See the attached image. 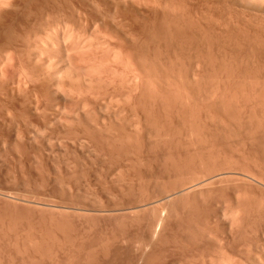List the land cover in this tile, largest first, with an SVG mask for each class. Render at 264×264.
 <instances>
[{
  "label": "bare ground",
  "instance_id": "1",
  "mask_svg": "<svg viewBox=\"0 0 264 264\" xmlns=\"http://www.w3.org/2000/svg\"><path fill=\"white\" fill-rule=\"evenodd\" d=\"M263 100L264 0H0V159L3 164L6 159L9 166L12 164L14 171L8 172H18L17 166L21 160H26L28 164L33 163V160L45 161L42 162L43 166L40 163L37 167H41L40 171L42 167L47 169L49 159H64L66 163L79 160L83 162L81 168H84V171L80 166L78 168L83 172H87L83 159L92 162L102 160L103 163L110 159L139 163L147 158L150 162L149 158L152 157V160L160 161V167L155 166L153 171L148 169L147 174L137 172L138 176L135 177L145 176L144 179H133L129 176L133 171L120 176L115 172L119 169H114L110 174L107 170V173L104 172L106 175L101 173L107 178V183H112L115 179L112 182L111 179L116 177V181H122L124 186L138 180L140 183L149 180V187L157 184V198L154 196L156 191L151 194L157 202L154 206L156 212L152 211L155 205H152L153 198L144 197L145 190V194L141 195L147 186L144 182L142 192L139 190L140 194L136 195L137 199L141 198L140 195L144 199L142 197L137 202L133 196L132 200L127 198L128 202L136 201L138 205L134 203L135 207L132 202L135 212L130 205L133 211L124 215L128 217L137 212L136 215H141L140 217L129 216L130 220L126 217L129 221L123 222L127 221L123 217L126 213L123 212L125 206L128 209L126 199L119 202V205L125 204L123 214L114 210L117 208L118 211L119 205L113 209L118 204L117 201L115 205L108 207L111 208L108 210H114L115 214L110 212L114 218L118 219L122 215L123 221L118 219L117 223H124V232H120L123 228L119 224L122 228L118 229L120 233L116 230L118 233L115 231L110 236L109 232L110 237L105 235V239L103 235L97 237L99 233H94L96 238L93 235L94 239L87 240L90 242L78 239L80 241L77 244L74 242V247L73 244L68 245L73 247L69 250L68 246L61 244L60 237H54L57 243L53 240L56 245L53 247L55 249L51 250L54 251L52 256L55 258L51 257L55 260L52 262V258H49L51 261L47 262L60 264L64 260L63 264H71L67 258L74 254L78 258L76 264L91 263V255L96 256L93 257L96 263L99 258L103 260L104 257H110L108 262H112L111 264L117 262L115 259L120 264L124 259L126 264H205V261L207 264H243L247 256L249 257L245 261L246 264H264V242L261 243L263 245L260 251L257 249V243H251L253 246L257 244L256 248H252L255 253H260L256 254V257L253 256L255 253H247L243 261H240L243 256L239 257L241 253L238 255L237 249L243 253L242 250L247 248L249 251L252 245L242 244L244 240L240 246L235 243L236 239H245L252 231L256 236L254 232L258 231L255 229L261 228L262 232L264 226V206L254 203L255 198L264 199ZM218 138L226 140L224 145L232 139V146L235 142L236 149L242 147L238 149H241L239 159L226 160L227 163H223L226 168L222 164V169L220 167L219 170H216L219 165L216 168V165L212 166L214 172L205 168L208 173L201 168L199 172V169H195L196 165L207 163V159L209 161L205 154L209 151L220 152L222 144L220 147L217 144L222 140L219 141ZM215 144L220 150H214L217 147ZM70 158L74 161L69 162ZM9 160H14V164L20 161L15 165L18 169ZM24 163L23 166L20 165L22 169H19V172L24 173L27 170H23ZM103 163L101 166H104ZM0 165L3 167L7 163ZM34 165H29L32 170L36 168ZM57 165L55 169H58ZM73 166L74 164L65 166L64 169L70 167L68 170L71 171V167L76 168ZM48 169L45 170L47 174L44 171L41 174L37 170L32 174L33 171L29 173V169L25 174L29 173L33 178L37 173L42 175H39V179L36 176L37 180L33 179V182L37 181L36 189L39 190L47 187L43 184L45 181L52 180L47 178L48 180L43 181V178L47 177L44 173L50 176L52 172L54 175L52 169ZM74 170L72 172L76 174L83 173ZM66 173L64 172L66 177L61 172L60 176H54L55 178L63 175L64 179L55 180L52 177V181H60L59 186L67 189L72 188L73 184L72 191L77 181L83 184L82 179L86 183L90 180V185L94 175L99 174L93 173L90 179V172L78 176L69 172L75 177ZM2 174L8 175L4 171L0 175ZM131 174L133 176V173ZM18 175L22 173L17 174L19 180ZM26 175L25 179L32 180L30 175ZM114 175L115 177H112ZM9 176L3 178L8 181ZM12 177L13 182L10 181ZM12 177L9 180L11 183L20 182L17 177ZM97 177H94L93 181L98 180ZM225 177V180L235 179L242 183L243 192L238 194L237 191L229 190V193L224 192L227 196L221 195L223 198L218 195L224 191L220 184ZM3 178L1 179L4 180ZM25 179V182L22 181L24 184L31 183ZM87 179L89 180L86 181ZM5 180L2 183L6 184ZM38 180L42 182L41 188ZM151 180L156 184L150 182ZM48 182H45L46 185ZM79 182L76 184L78 188L82 186ZM86 183L83 185L86 186ZM112 184L116 186L118 183ZM131 185L129 188L137 187L138 184L136 182V186L135 183L133 187ZM219 185L220 190L217 187ZM1 186L3 187V184H0ZM90 186L83 190L92 193L93 191L88 192ZM2 187L0 190H3ZM77 187V191H80ZM146 188L148 192L151 189ZM71 190L69 189L70 193ZM153 190H150L149 195ZM6 193L12 194L8 191ZM6 193L0 192V200L5 205L8 202L10 208L12 206L11 210H28V205L21 207L24 204H20L21 201L18 202L20 208L16 206V209V199L12 200L10 194L12 199H9V202ZM78 193L77 196L80 197V192L76 194ZM149 195L147 197H150ZM77 196H71V199H79ZM19 197L21 196H18L17 200ZM93 197L94 202H97L96 199L100 200L99 193ZM221 198L225 201L227 199V202H223ZM228 201L230 204L226 205ZM3 203L0 204L7 209ZM93 204L95 203H92V206ZM99 204L100 202L97 205ZM48 205L54 207L56 204ZM100 207L98 208L104 212L107 210L103 209L104 205ZM145 207H148V211ZM33 208L41 212L45 210L42 211L43 207ZM50 210L56 211L57 208ZM60 210L56 212L64 211ZM143 210L148 213L150 210L154 215L149 217ZM1 211L4 212L3 209ZM1 215L0 264H36L40 261L39 258L49 255H42L45 249L38 251L43 247L44 242L41 243V240L44 236L31 238L26 230L28 227L20 229L21 231L17 228L10 233L11 224L4 219L3 222ZM5 215L6 213H3V218L6 217L9 221ZM115 221L113 220L111 225L113 227L115 224L114 227L118 228L119 225H116ZM206 221L208 228L213 223L216 224V229L211 227L213 230L207 231V227H204ZM254 224L255 227L251 226ZM55 225L52 226L58 230L60 224ZM112 227L109 228L110 231L115 230ZM254 235L249 238L253 239ZM209 236L222 240L214 239L218 243L221 241L219 244H213L214 240L210 243L216 245V248L219 245L217 249L220 253L217 257V251L213 250L216 257L214 260L211 258L214 253L209 254L212 249L209 247V251L204 247L208 244L206 241L211 242L213 239L208 240ZM236 244L238 246H235ZM242 245L246 247L243 246V249ZM202 246L209 251L208 254L204 255L205 250L200 249ZM192 248L200 249V253L204 252L200 254L197 251L202 258L195 253V249L194 252L191 251L196 255L192 258V253L188 254ZM46 250L49 252L50 247ZM153 252H157L158 256ZM233 252L238 255L235 254V258L242 259L233 258ZM228 253L231 255L228 256ZM120 255H124V259H121ZM34 256L39 257L37 262L34 261ZM61 256L65 259H61ZM152 256H155L154 259L157 257V260ZM194 256H198L199 261ZM203 256H208L207 260L203 259ZM39 264L44 263L40 261Z\"/></svg>",
  "mask_w": 264,
  "mask_h": 264
},
{
  "label": "rangeland",
  "instance_id": "2",
  "mask_svg": "<svg viewBox=\"0 0 264 264\" xmlns=\"http://www.w3.org/2000/svg\"><path fill=\"white\" fill-rule=\"evenodd\" d=\"M262 99H263V97H262ZM263 101H264V100H263ZM210 111L213 112L212 110H210ZM263 113H264V112H263ZM211 114H214V113H211ZM215 115H216V114H215ZM215 115H214V117H215ZM212 117H213V115H212ZM235 124H236V123H235ZM234 135H236V134H234ZM212 137H214V136H212ZM216 138H217V137H216ZM233 138H234V136H233ZM212 139H214V138H212ZM218 139H219V138H218ZM216 140H217V139H216ZM216 140L214 139V141H216ZM221 140L224 141V142H222ZM221 140L219 139V141H221L222 143L218 141L220 144H217L218 142H216V144L219 145V147H220L221 144L223 145V147H222V145H221V147H220L221 150H220V149H217L218 146H217L216 144H215V145H216L217 147L214 149L215 151H216V149H217V150H220V152L218 151V152H211V153H210V151H209L208 154H205V156H208V157H209V161H208V159H207V163H206V162H205L206 164L203 163L204 166H202L203 164H200V165H199V164L197 163L199 166L196 165L197 168L195 167V169H197V170L199 169V170H198L199 172H201V171H200V168L203 169L204 172H206L205 169H206L207 171L210 172V170H212V168H213L212 166L216 165V166H214V167L216 168V167H218V165H219V167L216 168V170H219L220 167H221L220 165H222L224 162L227 163L226 160H232V159H233V160H234V159L237 160L236 158H238V156L240 157L239 154H240V150H241V149H240L239 151H238V149H239V148H242V147H239V148L237 147V149H236V145H235L236 143H235V142L233 143L234 145L232 146L231 143H230L232 139H231V140L229 139L230 141L228 140L229 143L226 142L227 145H224V144H225V141H226L225 139H221ZM233 141H234V140H233ZM233 141H232V142H233ZM223 143H224V144H223ZM234 146H235V147H234ZM241 153L243 154V151H241ZM210 157H212L213 159H211ZM147 159H148V158H147ZM147 159H146V161H143V162L140 161L141 163H140L139 161H138L139 163H136L137 161H136V162H134V161L132 162V160H129V161L126 160L127 162L124 161V160H123L124 162H122V160L119 161V160H116V159H115V160L110 159V160H112V161L107 160L108 162H107L106 160H104V162L106 161L107 164H106V162L103 163V161L100 160V162L102 161V163L104 164V166H101L102 163H100L99 160H98L97 162H96L94 159H93L94 162H92L91 160H90V161H89V160L86 161V159H83V160H85L84 162L86 163V165H85V170H86L88 173L90 172L89 174L91 175V176L89 177V175L87 174V175H86V176H87L86 178L89 177V178L91 179V177H93V175H94L93 173H99V174L101 175V173L103 174L105 171H106V173H107V170H109V173H108V174H110V172H112V173L114 172V169H116V170L119 169V171L117 170V171H115V172L118 173L120 176H121L122 174H127V173L129 174L131 171H133V172H131V173H133V176H132L131 173L129 174V176H131L132 178H133V177L136 178L135 175L138 176L137 172H138V173L140 172V174H143V172H144V174H147V173H148V169H151V171H153L154 169L160 167V166H159V165H160V161H159V160H156V159H155V160H152V157H150V158H149V159H150V162H148ZM153 159H154V158H153ZM238 159H239V158H238ZM6 160H7V159H6ZM6 160H4V163H5V164H3V161L0 159V161H1L0 164L2 163V165H6V163H7V165H8V160H7V161H6ZM49 160H50V161L46 160V162L48 161V162H47V163H48L47 169H48V167L51 166V164H52L53 161H55V162L57 161V163L53 162V166H55V167L52 166V168L50 167V168L48 169V170H51V169H52L51 171H53V174H54V175H52V172L50 171V172H51V175H50V176H49V175H46L47 173L45 172V170H47V169H45L44 167H42V171H40V170H41V167H40V169H39V168L37 169V167L40 166V163L45 162V161H42V162H41V160H40V161L37 160V162H36V161L34 162V160H33V163L28 164L29 162H27L26 160H25V161L21 160V163H22V164L20 163L19 165L16 164V163L18 162L17 160H15V162L17 161L15 164H14V160H9V162L11 161V163H13L14 166H15V165H16V166L18 165L17 167H18L20 170L22 169V168H20V165L23 166V163L25 162V163H24V169H23V170H26V169L28 170V169H29V173H31V171H33L32 174H35L34 171H36V170H37V172L40 171V173L44 171V172L46 173V174L44 173V175L47 176V177H44V176H43V177H44V178H43V179H44L43 181L48 180L47 178L52 179V180H54V179H55V180H62V179H64V177H66L65 174H64V172H65V173H66V172L68 173V174L66 173V175H70V176L72 175V176H74L73 174H76V172L74 173V172H72V170H74V169H76V171L80 170L78 167L80 166V168H81L82 163H83V162H79V160H77L78 162L72 163V162H70V161H72L73 159L71 160V158H70L69 162H70L72 165L74 164V166H75L76 168H72V167H71V171H69V170H70V169H69L70 167L68 168L69 170L66 168L69 172L73 173V174H71V173L69 174V172H68L67 170H65L64 168H65V166H72V165H70V163H66L64 159H60V161H59L58 159H55V160H52V161H51V159H49ZM80 160L82 161V159H80ZM235 160H234V161H235ZM5 161H6V162H5ZM12 161H13V162H12ZM67 161H68V159H67ZM73 161H74V160H73ZM130 161H131V162H130ZM19 162H20V161H19ZM19 162H18V163H19ZM30 162H32V161H30ZM38 162H39V165H37ZM50 162H51V163H50ZM230 162H233V161H230ZM26 163H27V164H26ZM54 163H55V164H54ZM123 163H124V164H123ZM9 164H10V163H9ZM25 164H26V165H25ZM32 164H35V165H36V168H35V165H34V168H35L34 170H32L33 168L31 169V166H29V165H32ZM43 164H44V163H42L41 166H43ZM57 164H58V165H57ZM66 164H67V165H66ZM68 164H69V165H68ZM118 164H119V165H120V164L122 165V166H119V167H123V166L125 167V166H126V168L123 167V169H120L118 166L115 167V165H118ZM158 164H159V165H158ZM7 165H6V166H3V167L0 165V171H1V172L4 171V173H8V175L2 174V176H3V175H4V176H9V174L12 173V172H8V170H10V171L13 170V171H14V168H13L12 164H11L12 167L8 165L9 168L7 167ZM56 165L58 166V167H57L58 169H55V168H56ZM223 165H224V164H223ZM223 165H222V166H223ZM16 166H15V167H16ZM74 166H73V167H74ZM98 166H99V167H98ZM155 166H156V168H154ZM1 167H2V168L6 167L7 170H6V168H4L5 170L2 171V168H1ZM10 167H11L12 169H11ZM17 167H16V168H17ZM27 167H28V168H27ZM45 167H46V166H45ZM83 167H84V165H83ZM117 167H118V168H117ZM150 167H152V168H150ZM224 167H225V165H224ZM18 168H17V169H18ZM53 168H54V170H53ZM153 168H154V169H153ZM204 168H205V169H204ZM225 168H226V167H225ZM19 169H18V172H19ZM30 169H31V171H30ZM81 169H82V168H81ZM83 169H84V168H83ZM83 169H82V170H83ZM221 169H222V167H221ZM27 170H26V171H27ZM56 170H57V171L59 170V171L64 175V177L62 178L63 175H61V177H55V178H54L55 175L58 176L59 173H60V172L58 173ZM64 170H65V171H64ZM82 170H80V172H83V171H84V170H83V171H82ZM110 170H111V171H110ZM146 170H147V172H146ZM192 170L195 171L194 169H192ZM5 171H6V172H5ZM26 171H25V172H26ZM63 171H64V172H63ZM74 171H75V170H74ZM134 171H135V173H134ZM212 171H213V170H212ZM1 172H0V174H1ZM15 172H16L17 174H19V173L21 174V173H22V175H20V176L18 175V176L20 177L19 180H18L17 174L13 172V173L15 174V175H14V174L12 173V175H13L14 177H17L16 179H17L18 181H20L21 183H20V182H16L17 180H16V181L14 180L16 183H14V184L11 183L10 181L13 180V177H12L11 174H10V176L8 177L9 179L7 178L8 181L4 179V178H5L4 176H3V177H4V178H3V177L0 175L1 178H3V179L6 181V184H4V183H2V181L4 182V180H2V179L0 178V179H1V180H0V181H1L0 184H1V185L3 184V187L1 186L3 190H0V192H1V191H2V193H6L7 191H8V192H12V194H11V193H9V194L6 193V195L9 196V195L11 194V196L13 197V199H12L11 196L7 197V198H8L7 200H8L9 202H11V200H9V199H12V200L16 199V200H15V201H17L16 203H18V202H20V201H21L20 204L24 203V204L21 205L22 208H25V206L28 205L29 208H30V206H31L30 209H32V210H30V209L28 208L27 211H23V212L21 211V212H19V211L21 210V208H20V204L18 203V204H19V206H18V204L15 205V203H14L15 206H14L13 204H12V205H13L16 209H17V207L20 208L19 210H17V212H18V213H17V212H15L16 210H15V211L11 210V209H12V206H11V208H10V204H9L8 202H6V201H7L6 198L3 197V198L5 199L4 201L6 202V205H5V203L1 202L2 200H0V203H3L4 206L7 207V209H9V211L12 212V213L8 212V210H7L6 208L4 209V207H2V205L0 204V205H1L0 208H2L3 211H4V210H5V211L7 210V212L4 211L3 213H6V215L9 213L7 216H8V219H9L10 222L7 221V218H6V217L3 218V216H2L3 213H2V211H1L2 209L0 210V212L2 213V215H1V213H0V215H1V217H2L1 219H2L3 222H4V220H5V221L8 222L9 224H11V230H10V233H13L17 228H18V230H20V229L23 230L22 228H24V227L27 228V227H28L26 230H28V235H29L31 238H37V239H38V238H39L38 236H41V235L45 237L44 239H42V240H44V241L41 240V243L44 242V243H43V247L38 246V249H39V247H40V249H39L38 251L41 252V250H43V249L46 250V249H48V248L50 247L49 252H48L47 250H46V251L44 250V252L42 251L43 254L41 253L42 255H44V254H49V255H47L48 257H47L46 255H44L45 257L43 256V257H41V258H39V257H35V256H34L36 260H34V258H32V259H33L34 261H36V262L40 259L41 263H44V264L50 263L51 260H52V262H53V260H55V259H54L55 257L52 256L54 251L51 250V249H53V247H55V245H56L55 242L57 243V241H55L54 237H55V238H56V237H60V238L62 239V240H61V239L59 238V240L61 241V244L64 245L65 247H67L69 244L72 245L74 242H75V244H77L81 239H82L83 241L85 240L84 242H90V241H87V240H91V239L93 238L94 233H96V234L99 233V234H97V237H99V235H103V238H104L105 235H106V237H107V235H108L107 238H109L110 236L113 235V234H111V233H114L116 230L119 232V230H122V228H123V231H120V232L122 233V232H124V227H123V226H124V223H121V222L123 221L122 218H123V217L126 218L127 216H124V215H125V214L127 215L128 212L131 213V211H133V210H134V212H135V210H136V209H134V208L136 207L135 205H138V204H136V201L138 202V200H139V201L141 200V198L143 197V196H141V195H144V194H145V193H144V190L146 191V194L148 193V194H147V196H148L150 190H151V189H154L153 191H151V193H150V195H149L150 197H147L146 194H145V196H144V197H146V198H150V199L153 198V197H152L153 195L151 196L152 192L154 193V191H156V193H157V190H155V188H157V184L155 183V181L153 182V180H151L150 182H153V184L155 183L156 186H155V185H152L153 187H152V186L149 187V184H150V183H148L149 180H146V181L143 180L144 182L147 183V186H145V188L143 189V194H141V195L139 196V197H141V198H140V199H137L138 196H136V195H137V194H138V195L140 194V193H138V192H139V190L141 191V190H142L141 188L144 187V185H145V184H143L144 182L140 183L139 180H138V181H133V183H135L134 186H136V182H137V184H138L137 187H133V186H132L133 183H130V184H132L131 187H133V188H129V185H130V184H127V183H126L128 186H127L126 184H125V186H124V183H122V181H120V183H119V181H118V182L116 181L117 178H116L115 175H114V176H112V177H115V178L111 179V182L115 179V181H113V182L118 183V184H116V186H114L115 184H112L113 182L110 183V182L108 181L110 184L107 183V178H104V177H103V176L106 175L105 173H104L105 175H101V176H102V179H100L101 176H99V174H95V175H98L99 179H98L97 176L94 175L95 179H96V177H97L98 180L93 181V179H94V177H93V179H91L92 181H91V183H90L91 186L89 185V182H90L89 179L86 180V181L89 180L88 183H86L85 180H83V179L81 180V181H84L83 184H84V183L87 184L86 186L83 185V184H81L82 182L80 183L79 181H77V182H79V184H81L82 186H85V187H83L84 189H85L87 186H90V188L88 187L90 190L87 189L88 192H92V191L94 192V191L96 190V191H98L97 194H95L96 191H95L94 193H93V192H92V193H86V192H87V191H85L86 189L83 190L82 186H80V185H79V186H80L81 188L79 187V188H80V189H79V188L77 187V185H76V184H78L77 182H76V184L74 183V186L77 187L78 190H80V191H77V189H76L75 187H74V190L72 191V190H71V189H73V184H72V185H71L72 188H69V189L72 191L71 193L69 192V189H67V188H65V187H62V186H59V185H60V181H56V182L54 181V182L56 183V185H55V183H54L52 180H51V181L48 180V181H50V182L45 181V182H48L50 185H49V184L46 185V183L44 182L43 184H44L45 186H47V187L44 186L45 188H43V187L41 186V184H42V182H43L42 179L40 180V181H42V182H40L39 180H38V181H39V183H40V186H39V187H40V188L42 187L43 189L41 188V189L38 190V189H36V188H37V187H36V184H37L36 182H37V181H35V180H37V177H38V179H39V177H40L39 175H41L42 173H41V174H40V173H37V174H38V175L36 174L37 177L34 175L36 179L33 178V176L30 175L29 173H26V174L30 175V177H31V179H32V180H30V179L28 178V180H27V179H25V178L27 177V175L25 174V172H24V173H23V172H19V173H18L17 171H15ZM54 172H57V173H54ZM87 172H83V173L86 174ZM141 172H142V173H141ZM149 172H150V171H149ZM213 172H214V171H213ZM217 172H218V171H217ZM217 172H216V173H217ZM83 173H78V172H77L76 175L78 176V175L83 174ZM206 173H208V172H206ZM218 173H219V172H218ZM48 174H50V173H48ZM57 174H58V175H57ZM108 174H107V175H108ZM128 174H127V175H128ZM24 175H26V177H25ZM41 176H42V175H41ZM59 176H60V175H59ZM77 176H76V177H77ZM143 176H144V175H143ZM10 177H12V179H11ZM24 177H25V178H24ZM28 177H29V176H28ZM52 177H53L54 179H53ZM74 177H75V176H74ZM118 177H119V176H118ZM139 177H140V176H139ZM139 177H137V178H139ZM23 178H24L26 181H29V182H31V183H28V185H26V183L24 184L25 181H24ZM56 178H57V179H56ZM59 178H60V179H59ZM103 178L106 180V182L103 180ZM134 178H133V179H134ZM137 178H136L135 180H137ZM140 178H141V177H140ZM144 178H146V177L144 176V177L141 178V179H144ZM10 179H11V180H10ZM14 179H15V178H14ZM33 179H35V180H34L35 182H33ZM141 179H140V180H141ZM225 179H226V177L224 178V181L222 182V184H220V185L222 186V188L224 189V191H222L223 189L221 188V191H222L223 193H221V192L219 191V190H220L219 187H221V186H220V185L217 186L218 189H219L218 191L220 192V193H218V195L221 196L222 194H224L225 196H227V195H228L227 193H229L230 191H237L238 194H239L240 192H243V190H244L243 187H244V186L242 185V183L240 184V182L237 181V180H235V179H233V180H231V179H230V180H229V179L225 180ZM9 180H10V181H9ZM72 180H74V179H72ZM108 180H110V179H108ZM222 180H223V179H222ZM22 181H24V182H22ZM141 181H142V180H141ZM12 182H13V181H12ZM52 182H53V183H52ZM57 182H58V183H57ZM73 182H74V181H73ZM17 183H20V184H17ZM39 183H38V184H39ZM21 184H22V185H21ZM23 184H24V185H23ZM51 184H52V185H51ZM57 184H58V185H57ZM140 184H143V185H140ZM151 184H152V183H151ZM126 186H127V187H126ZM139 186H141L140 189H139ZM142 186H143V187H142ZM1 187H0V188H1ZM39 187H38V188H39ZM146 187H148L149 189L151 188L150 190L148 189L149 192L147 191V188H146ZM94 188H95V189H94ZM128 188H129L130 190H131V189H133V190H131V191L129 190V191H128ZM134 188H136V189L138 188V190H136V189H134ZM91 189H92V190H91ZM75 190H76L77 192H80V197L77 196V195H79V193H78V194H76L77 192L74 193ZM81 190H82V191H81ZM229 190H230V191H229ZM218 191H217V192H218ZM226 191H228V192L225 194L224 192H226ZM81 192H82V193H81ZM84 192H85L86 194H84ZM141 192H142V191H141ZM13 193H15V194L13 195ZM69 193H70V194H69ZM98 193H99V197H98V198H100L101 201H100L99 199H96L97 202H94L93 200L95 199L94 197H96V196L93 197V195H98ZM16 194H17V197H18V196H21V197H19V199H18L19 201L17 200ZM73 194H74V195H73ZM75 194H76V195H75ZM88 194H90V195L93 194V195H91V196L89 195V196H88ZM154 194H155V193H154ZM156 195L158 196V193L155 194L154 196H156ZM71 196H74L75 198H76V196H77L79 199H76V200H78V201H76L75 198H73V200H72V199H71ZM132 196L134 197V199L137 197V198H136L137 200L134 201V202H133V201L128 202V201H129L128 199L131 198ZM157 196H156L155 198H157ZM220 196H218V198H219ZM10 197H11V198H10ZM14 197H16V198H14ZM22 197H23L24 199L26 198L27 201L24 200ZM144 197H143V199H144ZM221 197H222V196H221ZM263 197H264V196H263ZM3 198H1V199H3ZM20 198H22L23 200H22V199L20 200ZM96 198H97V197H96ZM127 198H128V199H127ZM146 198H145V199H146ZM155 198H153V201H154ZM222 198H223V197H222ZM222 198H221V199H222ZM225 198H226V197H225ZM125 199L127 200V203H129V204L126 203V205H128V209H127V206H125L126 208L123 206V205H125L124 203H122V205H119V204H120L119 202H122V200H125ZM134 199H133V200H134ZM221 199H219V200H220L219 202H221ZM126 200H125V201H126ZM131 200H132V198H131ZM155 200H156V199H155ZM222 200H223V199H222ZM15 201H14V202H15ZM24 201H26V203H29V202H30V203H29V204H26ZM116 201L118 202V204H116V203H117ZM153 201H152V202H153ZM255 201H256V202H254V203H256V204L258 203L260 206H264V199L258 197V198H255ZM33 202H36L37 204H36V203H33ZM99 202H100L101 205L103 204L104 207H103V205L100 207V206H99L100 204L97 205ZM101 202H103V203H101ZM123 202H124V201H123ZM132 202H133V203H132ZM150 202H151V201H150ZM223 202H227V199H226V201L223 200ZM7 203H8L9 205H7ZM92 203H95V204L97 203V204H96L97 207H95V206H96L95 204H93V206H92ZM114 203L116 204V206H114L113 209L119 205V209H118V211H117V208L114 209L115 212H117V213H119V211H120L119 214H123V213H122V209L125 208V210L123 209V212H126V213L123 214V217H122V215H121L122 218H121V217L118 218V215L116 216L118 219H121V220H120V221H121L120 223H117V222H119V220L116 219V218H114V217L112 216L113 214H115V213H114V210H113V209H112V210H108V209H111V208H108V207H109V206H113L112 204H114ZM131 203H132L133 205H134V203H135V205H134L135 207H134V208H133V206L131 205ZM155 203H157V202L154 201V203H152V205L155 204ZM40 204H41V205H40ZM42 204H43L44 206L46 205L47 207H46V206L44 207ZM48 204H51V205H55V204H56L57 206L55 205V206L53 207V206H50V205H48ZM115 204H114V205H115ZM219 204H220V203H219ZM219 204H218V205H219ZM221 204H222V203H221ZM221 204H220V205H221ZM228 204H230L229 201H228V203H226V205H228ZM23 205H25V206H23ZM58 205H59V206H58ZM90 205H91V207H90ZM94 205H95V206H94ZM130 205L132 206V209H133V210L131 209V206H130ZM220 205H219V206H220ZM224 205H225V203H224ZM224 205H223V206H224ZM8 206H9V208H8ZM16 206H17V207H16ZM62 206H63V208H62ZM105 206H107V207H105ZM121 206H123V207H121ZM129 206H130V208H129ZM154 206H156V204L153 205V209H152V207H151L152 211L155 210V209H154V208H155ZM26 207H27V206H26ZM33 207H40V208L43 207V208H42V211H43V209H45V210H44L43 212H41V211H36L37 208L34 210ZM59 207H60L61 210L59 209ZM92 207H93V208L95 207V208L93 209ZM98 207H100V208L103 207V209L105 208V210L107 209V210H106L107 212H106V211L104 212V210L99 209ZM120 207H121V209H120ZM148 207H149V209H150V206H148ZM148 207H145V209L147 210ZM15 208H13V209H15ZM40 208H39V209H40ZM46 208H47V210H46ZM49 208H50V209H51V208H54V210L57 208V210H60V211H63V210H64V211H65V210L67 211L68 208H69V210L67 211V212H69V214H66V213H67L66 211H65L66 213L63 211V212H60V213H61V214H60V213H57V212H59V211H57V210H56L57 212H56V211H53V210L51 211ZM26 209H27V208H26ZM39 209H38V210H39ZM95 209H96V210H95ZM98 209H99V210H98ZM130 209H131V210H130ZM151 209H150V210H151ZM29 210H30V211H29ZM40 210H41V209H40ZM97 210H98V212H97ZM100 210L103 211L104 213H103V212L101 213ZM126 210H129V211H126ZM138 210L141 211L142 209H141V210H140V209H137V211H138ZM150 210H149L150 213L145 212L144 210H143L142 212H145V213H146L145 215L148 214L149 217H150V215H151V217H152L154 214H151L152 211H150ZM108 211H109V212H108ZM112 211H113V212H112ZM147 211H148V210H147ZM14 212H15L16 214H15ZM110 212H112L113 214H111ZM154 212H156V210H155ZM154 212H153V213H154ZM62 213H63V214H62ZM64 213H65V214H64ZM130 213H129V214H130ZM140 213H141V212H140ZM110 214H111V215H110ZM132 214H133V213H132ZM136 214H137V212L134 213L133 215L135 216ZM141 214H142V213H141ZM6 215H5V216H6ZM109 215L111 216L110 218H109ZM133 215L130 214V215H128L127 218H129V216H133ZM114 216H115V215H114ZM119 216H120V215H119ZM136 216H137V215H136ZM138 216H139V215H138ZM138 216H137V217H138ZM140 216H141V215H140ZM140 216H139V217H140ZM142 216H143V214H142ZM148 216H145V217H148ZM143 217H144V216H143ZM149 217H148V218H149ZM5 218H6V219H5ZM111 218H112L114 221H115V219H116V221H115L116 225H119V224H120L121 226L123 225L122 228H121L120 225H119L120 227L118 226V228H117V226L114 227L115 224L112 223V224H114L113 227L115 228V230L112 229L111 231H113V232H111V231L109 230V228L111 229V227H112L111 222H112L113 220H110ZM127 218H126L127 221L124 220L123 222H128V221L130 220V218H129V220H128ZM132 218H134V217H131V219H132ZM3 219H4V220H3ZM6 222H5V223H6ZM206 222H207V221H206ZM206 222L204 223V225H205V224H208V222H207V223H206ZM209 222H210V221H209ZM8 223H6V225H7ZM53 223L56 224V225H57L58 223L60 224V226H58V230H56L57 227H56V229H55V227H53V226H54ZM263 223H264V222H263ZM263 223H262V226L264 225ZM52 225H53V226H52ZM56 225H55V226H56ZM209 225H210V224H209ZM257 225H258V224H257ZM109 226H111V227H109ZM210 226L213 227V228H215L216 224L214 225V224L212 223ZM251 226H254V227H255V224H254V225H251ZM260 226H261V224H260ZM51 227H53L55 230H54L53 228H51ZM113 227H112V228H113ZM204 227H207V226L205 225ZM211 227H209V228L207 227V229H208L207 231H209V230L212 231L213 228L210 229ZM256 227H257V226H256ZM258 227H259V226H258ZM59 228H60V229H59ZM120 228H121V229H120ZM252 228H253V227H252ZM24 229H25V228H24ZM118 229H119V230H118ZM215 229H216V228H215ZM215 229H214V230H215ZM253 229H254V228H253ZM262 229H263L262 232H261V228H260V230H259V228H258V230H257V228L255 229L256 231H258V232H254V233L256 234V236L252 233L253 231L251 230L252 232H250L249 235H248V234L246 235V237L248 236L247 238L245 237V239H244V238H241V239L238 238V239H236V240H235L236 242H235V241H234V242H235V243H238L239 246L241 245L240 243L243 242L242 240H244V242H243L242 244H247L248 246H250V245H252V246H250V249H249V251H248L247 248H245L246 246H245V245H242L241 247L245 246V247H243V249H244V248L246 249V250H242L243 253H242V252H239L238 249H237V252H238L237 254L240 255V253H241V255H240L239 257H242V256H243V257H242L243 259L240 258V259H242V260L237 259V258H239V257H237L238 255L236 254V252H235V254L237 255V256H236L237 258L234 257V256H235L234 252H233V255H232L233 258H235V259H237V260H240V261H243L244 258H245V256H247V253L250 254V255L255 253V250H253V248H256L255 246H256L257 244L259 245V248H258V245H257V249L259 250V249L261 248V246L264 244V243H263V242H264V241H263V239H264V226L262 227ZM21 230H20V231H21ZM117 231H116V233H118ZM259 231H260V232H259ZM17 232H19V231H17ZM17 232H16V233H17ZM109 232H110V234H111L110 236H109ZM120 232H119V233H120ZM251 233H252V234H251ZM262 233H263V234H262ZM96 234L94 235V237L96 236ZM250 234H251V235H254L255 237H254L253 239H252L251 237L249 238V236H251ZM213 237H214V236H213ZM213 237L209 236V237H208V240H209V238L212 239ZM243 237H244V236H243ZM252 237H253V236H252ZM42 238H43V237H42ZM95 238H96V237H95ZM101 238H102V237H101ZM101 238H99V239H101ZM216 238H217V237H215V238H213L212 240H210L211 242L206 241V242L208 243V244H207V243H206V244L209 245L208 248H207V245H206V246L204 245V247H206V250L209 249V247H210V248L212 249V251H210L211 249H209L210 252H209V251H206L205 248H204L203 246H202V247H203L204 249L199 247L202 251L205 250V254H204V255H206L207 252H209V254L212 255L211 252L214 253L215 251H213V250H216V251H217V253H216V254H217L216 257L218 256V253H220V251L218 252V249H217V248L219 247V245H217V248H216V245H214V246H215V247H214L213 244H215V243L217 244L218 242H216V241H217L218 239H220V238H217V239H216ZM248 238H249V239H248ZM37 239H36V240H37ZM78 239H80V240H78ZM93 239H94V238H93ZM104 239H105V238H104ZM214 239H215L216 241H215ZM246 239H248V241H250L249 244L247 243L248 241L246 242ZM53 240H54L55 242H54ZM205 240H207V239H205ZM213 240H214L215 242H214ZM220 240H221V239H220ZM239 240H241V241H239ZM258 240H260V241H259V242H256V241H258ZM83 241H81V242H83ZM212 241H213L214 243H213V244H210V243H212ZM218 241H219V240H218ZM221 241H222V240H221ZM221 241H220V242H221ZM251 241H252V242H251ZM254 241H255V242H254ZM38 242H39V241H38ZM220 242H219V243H220ZM245 242H246V243H245ZM39 243H40V242H39ZM41 243H40V244H41ZM219 243H218V244H219ZM223 243H224V241H223ZM235 243H234V244H235ZM251 243H257V244H256V245L254 244V246H253V244H251ZM261 243H263V244L261 245ZM45 244H46L47 246H48V245H49V246H48V247H47V246L45 247ZM75 244H73V247H74ZM204 244H205V243H204ZM238 244H236L235 246H238ZM53 245H54V246H53ZM210 245H212V246H210ZM41 246H42V244H41ZM65 247H64V248H65ZM70 247L73 248L72 246H70ZM70 247L68 246V250L70 249ZM241 247H240V251H241ZM252 247H253V248H252ZM41 248H42V249H41ZM199 248H198V249H199ZM215 248H216V249H215ZM248 248H249V247H248ZM54 249H55V248H54ZM54 249H53V250H54ZM66 249H67V248H66ZM66 249H65L64 251H66ZM192 249H193V250H192ZM192 249H191V250L189 251V253H188L189 255H190V253H192L191 257H192L193 255H195V253H196V254L200 253V252H199L200 249H199V250H197V248H192ZM194 249L196 250L195 253H193V252H194ZM201 250H200V251H201ZM50 251H51V252H50ZM191 251H193V252H191ZM197 251H198V253H197ZM259 251H260V250H259ZM47 252H48V253H47ZM71 252H72V251H71ZM256 252H258V251H256ZM50 253H52V254L50 255ZM90 253H91V252H90ZM93 253H94V252H93ZM153 253H155V252H153ZM156 253H157V252H156ZM156 253H155V254H156ZM201 253H204V252H201ZM201 253H200V254H201ZM245 253H246V254H245ZM259 253H260V252H259ZM259 253H258V254H259ZM91 254H92V253H91ZM91 254H90V255H91ZM170 254H172V253H170ZM200 254H198V256H201ZM207 254H208V253H207ZM256 254H257V253H255V255H253V256L256 257V256L258 255V254H257V255H256ZM90 255H89V256H90ZM93 255H94V254H93ZM152 255H153V254H152ZM156 255L158 256V254H156ZM189 255H188V256H189ZM210 255H208V256L211 257ZM220 255H221V254H220ZM226 255H227V254H226ZM230 255H231V253H230ZM230 255H229V253H228V256H230ZM51 256L54 257V258H52ZM123 256H124V255H123ZM123 256L120 255L121 259H124V258H122ZM195 256H196V255H195ZM195 256H194V258H197L196 260L202 258V256H201L200 258H198V256H197V257H195ZM208 256H207V258H208ZM213 256H214V257H213ZM213 256H212L211 258H212V259H213V258L215 259V258H216V257H215V253L213 254ZM253 256H252V257H253ZM15 257H16V255H15ZM93 257H96V256H92V255H91V256L89 257V259L91 260V261H90L91 263H89V264H95V263H96V259L93 261ZM100 257H101V256H100ZM117 257L119 258V256H116V258H117ZM124 257H125V256H124ZM152 257H153V259H154L155 256H152ZM191 257H190V258H191ZM248 257H249V256H247V258H245V260H244V263H245V264L247 263V262H245V261H246V259H248ZM250 257H251V256H250ZM38 258H39V259H38ZM49 258H50V259L52 258V259L50 260ZM60 258H61V259H65V257H63V256H61ZM102 258H103V257H102ZM106 258H107V259H105V257H104L103 260H101V258H99V259H100V260H99L100 262L97 260V263H96V264H111L112 262H111V263L108 262V260L110 261L111 258H110V257H109L110 259H109L108 257H106ZM118 258H117V259H118ZM188 258H189V257H188ZM192 258H193V257H192ZM207 258H206L205 256H203V259L207 260ZM211 258H209V259H211ZM230 258H231V257H230ZM233 258H231V259H233ZM16 259H17V257H16ZM16 259H15V260H16ZM41 259H42V260H41ZM67 259L71 262V264H76V263H77L76 260L78 261V258L75 257L74 254H73L72 256L68 257ZM114 259H115V258H114ZM121 259H119V260L121 261ZM153 259H152V260H153ZM209 259H208V260H209ZM212 259H211V260H212ZM214 259H213V260H214ZM33 260H32V261H33ZM47 260H50V261L47 262ZM112 260H113V259H112ZM125 260H126V259H124V260L121 261L122 264H123V261H124V263L126 264ZM154 260H157V257H156ZM192 260L195 261V259H190V261H192ZM201 260H202V259H201ZM201 260H200V261H201ZM233 260H234V259H233ZM237 260H235V261H237ZM17 261H18V260H17ZM34 261H33V263H34ZM40 261L37 262L36 264H39ZM42 261H44V262H42ZM63 261H64V260H63ZM63 261L60 262V264H63ZM69 261H68V262H69ZM92 261H93V263H92ZM115 261H117V262H115V263H117V264L119 263L118 260L115 259ZM198 261H199V260H198ZM240 261H239V262H240ZM46 262H47V263H46ZM52 262H51L50 264H53ZM64 262H65V261H64ZM94 262H95V263H94ZM98 262H99V263H98ZM152 262H153V261H152ZM196 262H197V261H196ZM54 263H55V261H54ZM57 263H58V262H57ZM78 263H79V262H78ZM115 263H113V264H115ZM192 263H193V264H197V263H195V262H192ZM192 263H191V264H192ZM242 263H243V262H242ZM244 263H243V264H244ZM15 264H16V262H15ZM17 264H19V263H17ZM31 264H32V262H31ZM68 264H69V263H68ZM119 264H120V263H119ZM154 264H155V263H154ZM156 264H158V263L156 262ZM205 264H207L206 261H205Z\"/></svg>",
  "mask_w": 264,
  "mask_h": 264
}]
</instances>
